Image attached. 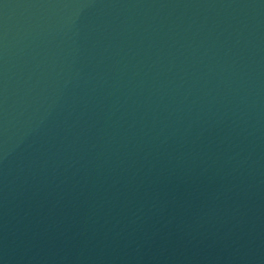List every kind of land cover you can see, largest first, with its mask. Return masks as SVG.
Instances as JSON below:
<instances>
[{"label": "water", "instance_id": "obj_1", "mask_svg": "<svg viewBox=\"0 0 264 264\" xmlns=\"http://www.w3.org/2000/svg\"><path fill=\"white\" fill-rule=\"evenodd\" d=\"M0 264H264V0H0Z\"/></svg>", "mask_w": 264, "mask_h": 264}]
</instances>
